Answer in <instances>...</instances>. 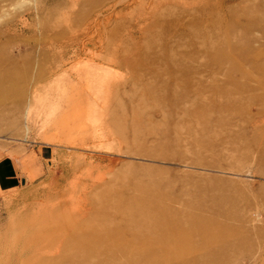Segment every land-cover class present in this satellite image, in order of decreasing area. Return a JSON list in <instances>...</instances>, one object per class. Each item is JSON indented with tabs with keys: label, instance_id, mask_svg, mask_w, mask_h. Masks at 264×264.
Segmentation results:
<instances>
[{
	"label": "rangeland",
	"instance_id": "374dc122",
	"mask_svg": "<svg viewBox=\"0 0 264 264\" xmlns=\"http://www.w3.org/2000/svg\"><path fill=\"white\" fill-rule=\"evenodd\" d=\"M165 8L164 28L128 36L139 46L89 47L95 61L63 66L58 80L53 63L9 68L20 76L0 94V264H150L151 240L165 260L264 264V134L255 130L264 129V0H168ZM182 93L175 108L186 119L224 124L195 125L189 145L183 130L176 146L168 101ZM161 195L191 214L202 201L205 213L229 217L211 223L218 235L206 240L182 222L133 221ZM89 237L106 239L95 250L106 259L35 250L77 248Z\"/></svg>",
	"mask_w": 264,
	"mask_h": 264
},
{
	"label": "bare ground",
	"instance_id": "6f19581e",
	"mask_svg": "<svg viewBox=\"0 0 264 264\" xmlns=\"http://www.w3.org/2000/svg\"><path fill=\"white\" fill-rule=\"evenodd\" d=\"M131 1L132 3H128ZM26 2L32 4L29 3L30 6L23 7ZM167 3L168 0H65L56 5L48 2V0H0V94L8 95L12 92L10 82L20 76L18 72L9 69L11 66L25 63L28 65L53 63L57 70L54 71V79L58 80L63 75L61 69L63 66L72 62L80 64L95 61L96 56L87 52L89 47L117 49L119 47L139 46L140 39L129 38L128 36L147 31L152 27L164 28ZM123 4L126 5L122 7ZM17 7L18 9L23 7V9L16 11ZM59 8L68 10L70 13H60L58 12ZM155 8L159 9L160 12H157ZM236 53L238 52L232 55V59L237 61L238 54ZM260 57L263 56L260 54L252 56L257 61H260ZM258 69L264 70V65H259ZM246 75L248 74L246 73ZM183 95L184 93L173 94V98L168 101L175 104L170 105L167 122L170 127L168 136L174 134L173 137L169 138V142L176 146L183 142L181 132L183 130L189 138V142L184 141L183 143L189 145L190 140L195 136V131L192 130L195 125H203V128H207V126H213L214 123L216 125L224 124L222 120L213 123V120L205 114L197 116L196 113H191V118L186 119L185 113L175 108ZM255 130L259 136L261 135L260 137L263 136L264 129L257 130L256 128ZM151 134L154 133L151 132ZM162 135L163 133L160 138L161 142H163ZM225 135H228L229 139L232 140L231 132H227ZM252 141H254L253 138ZM194 144L193 150L199 151L203 147L199 143ZM257 155L259 160L264 161V148H259ZM161 196L160 201L153 200V203L151 202L148 211L145 209L138 216L131 215L133 221L144 220L149 224L167 223L171 227L175 226V223L182 222L191 226V233L197 232L206 240L211 233L218 235L216 231L213 230L212 232L211 223L219 222L223 217L224 219L229 217L222 210L209 214L205 213L202 210L204 205L202 201L198 204L200 209L191 214L185 211V203L182 200L174 196ZM164 203H167V206ZM173 228L175 229V227ZM216 229L221 236L229 233L224 227ZM178 230L180 229L178 228ZM70 236L72 237V235L68 237ZM83 240V244H78L77 248L59 250L57 246H51L45 249L37 247L35 250L40 255H50L52 252H56L61 258L71 257L74 253L80 252L88 254L86 256L90 262L94 261L95 256L101 260L106 259L99 252L95 253V250L99 248L98 246L106 242V239L89 237ZM147 250L151 252L149 253L152 259L150 264L199 263V256L184 257V255L175 254L170 258L167 257V260L162 259L159 255L161 249H158L156 240L150 241ZM126 251V249H120L119 253L125 254ZM137 251H143V248L139 247ZM115 254L113 255L115 256ZM54 258L41 260L39 264H57ZM36 262L34 264H38V261Z\"/></svg>",
	"mask_w": 264,
	"mask_h": 264
},
{
	"label": "crops",
	"instance_id": "0c3cea01",
	"mask_svg": "<svg viewBox=\"0 0 264 264\" xmlns=\"http://www.w3.org/2000/svg\"><path fill=\"white\" fill-rule=\"evenodd\" d=\"M1 167H2V165H1ZM0 177H1V175H0ZM4 178H7V175L6 174H5Z\"/></svg>",
	"mask_w": 264,
	"mask_h": 264
}]
</instances>
